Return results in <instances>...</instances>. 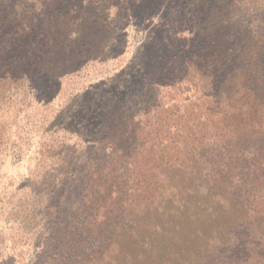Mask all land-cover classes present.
I'll use <instances>...</instances> for the list:
<instances>
[{"label":"trees","instance_id":"1","mask_svg":"<svg viewBox=\"0 0 264 264\" xmlns=\"http://www.w3.org/2000/svg\"><path fill=\"white\" fill-rule=\"evenodd\" d=\"M125 30L129 44L151 34L163 50L111 115L105 163L80 162L72 206L75 159L59 162L47 120L71 119L90 82L125 75ZM59 89L58 108L44 106L28 185L10 195L0 186V222L16 224L0 240V264H244L253 247L264 251V193L247 186L257 178L243 173L249 159L238 172L231 154L245 137L232 120L264 107V0H0V172L30 146L34 125H20L22 111ZM123 140L127 158H116ZM243 225L248 241L236 232ZM188 240L190 250H172Z\"/></svg>","mask_w":264,"mask_h":264},{"label":"rangeland","instance_id":"2","mask_svg":"<svg viewBox=\"0 0 264 264\" xmlns=\"http://www.w3.org/2000/svg\"><path fill=\"white\" fill-rule=\"evenodd\" d=\"M149 35L150 37L148 40L141 42L138 45H131L129 44L128 31H123L122 38H127L126 42L123 41V45L126 46L129 51L121 58H119V56L117 58H119V61H125L124 66L126 69L128 68L125 75H121V70L116 69L111 75L107 76L108 81L96 80L90 82L85 93V103L83 107L80 108L71 119L65 122L53 118L47 120L51 121L47 123L48 127L57 131L56 139L60 142L59 162H63L66 156L75 159L74 167L77 168L73 171L75 176L72 178V181L66 184L67 188H70L68 189L69 192L66 194L65 199V201L67 200V203H71L70 205L72 206L76 205L74 200L78 197V193L80 192L79 187L82 184L81 177L76 176L79 172L78 167H80V162H88L90 170L94 168L95 165L105 163L109 153L107 152L108 144L104 138L111 115L114 113L121 114L124 111L122 110L124 108L122 106L132 102L134 99L132 97H135L139 91L136 86L140 84L142 80L140 74L143 73L148 66V61L146 60H149L152 56H155L157 52L163 50L162 44L160 42L155 44L157 39L156 41H152L150 40L152 35ZM129 58L132 60L130 63L126 61ZM56 93L57 95H49L45 100H32L31 107H28L25 111L23 110L19 117L20 125H26L28 128H30L29 126H34L29 129V141L27 144H30V146H27V150L26 147H24L25 152H23L21 158H17L14 155L8 156L1 168L0 174L2 178H0V186L7 185L9 195L16 190H22L28 185L27 183L31 171L37 166L38 151L42 143L41 135H39L37 130H39V126L42 124L40 120H43L45 114H49V111L44 106H46L48 102H51L55 108H58V100L62 90L59 89V92ZM21 97L24 99L25 96L22 95ZM248 108L251 109L253 107ZM238 111L240 112V110ZM255 111L256 110L254 109L252 112ZM245 112L250 117L249 120H232L234 126H242L245 137L243 140H233L232 144L236 143L234 145H237L238 143L239 147H231V149L234 150L231 154L237 163L238 172L240 169V159H249L248 164L250 167L244 169L242 167L243 173H249L250 178H253V176L256 175L257 178L252 182L248 181L249 183H247V186L251 184L249 187H252V193L261 195L264 193V191H260L264 190V107L260 108V113L257 115H252L254 113L251 114L249 109L245 110ZM218 116L221 118L220 121L224 120L226 121L224 123L228 124V118L225 119L224 114L220 113ZM27 118H30L31 121H28ZM32 129L34 131H32ZM214 132H216V130ZM120 144V150L118 151L119 154L116 158L121 156L122 159H126L127 156L125 152L129 151L127 149L126 141L123 140ZM209 149L210 148L204 150L202 154L208 156L215 155V153ZM220 153L226 154L227 151L221 150ZM124 154L125 156H123ZM160 154V158L168 157L163 152ZM54 167L60 171L61 164L57 163ZM64 167H68V165H65ZM104 168L105 166H103L101 172L104 171ZM156 183L158 184V181ZM159 186H163V184L159 183ZM260 204H262V198L257 197L255 199V205ZM4 218L5 217H3L0 222V231L3 232V234L0 232V240H2L3 237L9 238L15 233V230L11 228V226L14 227L16 224H10L7 221V218L5 221ZM204 229L206 230L205 227ZM232 231H234V229H232ZM236 232L239 233L238 235L242 241H246V239L248 241L252 238L246 231V225L239 227ZM194 244V241L188 240L184 243H177L172 250L179 253L185 252V250H190ZM260 248L264 249V247ZM252 250L253 255L251 262H245L244 264H264V251L262 249H257L256 247H253ZM257 250H261V253H257Z\"/></svg>","mask_w":264,"mask_h":264}]
</instances>
